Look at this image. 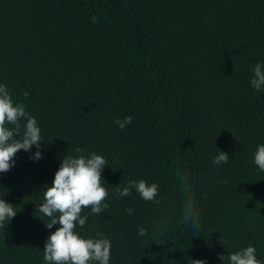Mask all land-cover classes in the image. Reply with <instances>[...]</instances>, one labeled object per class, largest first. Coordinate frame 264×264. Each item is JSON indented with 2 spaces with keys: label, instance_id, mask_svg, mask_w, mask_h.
I'll use <instances>...</instances> for the list:
<instances>
[{
  "label": "trees",
  "instance_id": "16d2710c",
  "mask_svg": "<svg viewBox=\"0 0 264 264\" xmlns=\"http://www.w3.org/2000/svg\"><path fill=\"white\" fill-rule=\"evenodd\" d=\"M257 62L264 0H0V84L43 140L41 159H30L34 145L0 173V199L17 212L0 226V264H45V242L60 225H45L44 191L66 155L93 152L108 163V208H84L76 232L109 239V264H229L248 246L264 264ZM127 116L121 130L114 121ZM219 151L229 160L217 166ZM141 179L158 185L155 201L135 188L119 196L116 186ZM188 201L196 232L184 220Z\"/></svg>",
  "mask_w": 264,
  "mask_h": 264
},
{
  "label": "clouds",
  "instance_id": "9594fccd",
  "mask_svg": "<svg viewBox=\"0 0 264 264\" xmlns=\"http://www.w3.org/2000/svg\"><path fill=\"white\" fill-rule=\"evenodd\" d=\"M95 22L96 17H93ZM253 78L250 85L257 92L264 91V65L257 62L251 69ZM28 97V93H23ZM133 117L127 116L123 120L114 121L123 130L132 122ZM23 121V123H22ZM11 125L12 127H8ZM42 136L34 116L26 111V106L12 100L7 85L0 84V173H6L15 164V157L20 150L31 151L35 145L37 151L30 159L42 158L40 149ZM80 153L82 150L76 148ZM229 157L226 153L219 151L214 158L213 164L227 163ZM254 163L264 171V144H260L254 154ZM108 163L106 159L93 152L90 156L66 155L59 169L54 175L51 186L44 191V202L38 210L49 218L45 223L51 229L54 225H60L50 234L45 242L43 254L45 264H109L111 257V241L97 234L99 238H83L76 232L77 224L83 228L87 216H82L84 208H90V214H100L108 208L104 201L108 197V190L103 186L102 172ZM228 183L227 180L224 181ZM135 188L140 197L145 201H155L158 195V185L148 184L141 179L130 181L127 186H116L119 196H128L131 189ZM37 208V207H36ZM37 211V210H36ZM131 214L133 209H126ZM17 212L11 203L0 199V226L9 223ZM185 222H190L193 232L198 231L200 218L194 211L192 201L187 202L185 209ZM144 228L139 229V235L144 236ZM221 260L224 256L219 257ZM229 264H261L256 257V248L248 246L240 251L231 253L228 257ZM189 264H206L205 260H189Z\"/></svg>",
  "mask_w": 264,
  "mask_h": 264
}]
</instances>
